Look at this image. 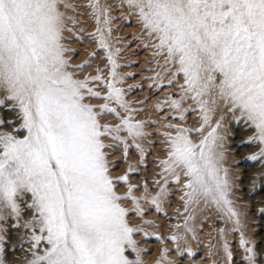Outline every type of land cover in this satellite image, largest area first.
Segmentation results:
<instances>
[{"label":"snow or ice","instance_id":"obj_1","mask_svg":"<svg viewBox=\"0 0 264 264\" xmlns=\"http://www.w3.org/2000/svg\"><path fill=\"white\" fill-rule=\"evenodd\" d=\"M80 8L90 10L95 21V30L88 35L105 54L107 78L100 68L96 75L84 74L95 52L76 64L66 55L72 49L63 43V33L74 31L69 23H78L69 12ZM117 9L137 17L153 41L154 55L163 57V71L144 77L153 81L149 88L178 89L157 99L153 107L160 113L170 108L166 120L183 121L185 113L198 111L199 127L165 123L164 131L151 133L146 126L158 120L133 118V112L148 109L132 108L125 90L117 87L124 82L117 71L122 67L117 62L122 49L115 46L120 40L114 43L112 37V12ZM180 77L182 82L177 83ZM96 85L107 91H98ZM0 92V103L12 101L19 119L12 132L0 131V264H4V222L9 218L15 227L25 229L30 245L25 264H145L142 253L147 250L139 247L134 234L156 233L147 230L155 221L144 219L149 209L141 202L163 212L169 182L181 179L184 213L178 218L184 223L174 226L169 237L177 253L181 241L186 243L189 233L194 234L192 222L197 206L203 204L214 206L232 225L218 230L223 264H236L237 248L229 246V231L239 233L240 264H260L257 256L264 253H258L255 242L247 238L241 213L230 198L232 185L223 167L224 137L219 130L224 120L221 109L233 116L239 113L255 129L248 141L258 151L248 158L264 161V0H87L84 4L0 0ZM150 98L137 103L146 104ZM91 99L103 103L86 102ZM106 115L119 122L103 121ZM14 123L0 120V126ZM196 133L201 134L198 142L192 139ZM153 135L166 145L161 149L165 156L156 158L155 194L146 179L142 184L131 182L137 165L128 161L130 148L135 147L138 165L146 167L149 147L155 146L148 139ZM120 145L127 168L113 176L110 165L118 161H110L106 149ZM120 184L127 185L123 193L117 190ZM141 187L143 193L135 195ZM128 200L132 207L122 204ZM131 212L139 224L129 220ZM129 250L134 259L126 254ZM213 254L210 249L209 257ZM156 264L176 262L168 259L163 247Z\"/></svg>","mask_w":264,"mask_h":264},{"label":"rangeland","instance_id":"obj_2","mask_svg":"<svg viewBox=\"0 0 264 264\" xmlns=\"http://www.w3.org/2000/svg\"><path fill=\"white\" fill-rule=\"evenodd\" d=\"M71 2L84 4V3H87V0H71ZM102 2L116 3L117 0H102ZM89 12H90V10H87L84 8L78 9L77 13L69 12V15H76L77 16L78 23L75 25L69 23L68 27L73 28L74 31L73 32L65 31L63 33V36H64L63 43L68 48L72 49V51L68 52L66 55L70 59V61L72 63H74L76 61L75 59H78L81 56H83L84 57L83 60H85L86 58H88L89 53L95 52L96 58L91 61L92 66L88 68V69L94 68V72H92L90 74L96 75V69L97 68H100V69L104 68V69H102L103 70L102 74L106 77L108 75L109 70L107 68H105V65L107 64L106 63L107 61L105 59H103L105 54L102 50H100L96 47L93 38L88 35V33L93 32L95 30V21L91 17V15L88 14ZM81 13H83V14H81ZM112 15L115 17V19L112 22L113 42L115 43V40L119 39L120 43L115 44V46L122 49L121 53L117 57V62L120 65H122V67L118 68L117 71L122 75L124 82H123V84H118L117 87H121L125 90V92H126L125 98L130 103V106L132 108H147L148 109L147 111L133 112L132 113V116H134L133 118H140L141 117L143 119L144 117H146L147 120H149V119L158 120L159 123L148 124L147 125L148 127L146 126L147 131L152 132L154 130V133L164 131L165 129L162 127L163 124H165V123L175 124V123H177L176 121L178 119L166 120L165 117H168L169 115H171V111L166 109V112L164 111V113H160L158 110L156 111V109L153 107L156 100L157 99L163 100L165 95L167 93H169L170 89L172 88V87L171 88L164 87L163 90H159L156 87L149 88V85H151L153 81L144 79V77H151V75L153 76L155 74L154 72H156V69L158 67V66L156 67L157 56L154 55L155 49L153 47H151V44L146 43L147 42L146 39L143 38L144 37L143 35H145V34H142V32H141L142 29H141V26L139 25V23L137 21V18H135L136 16L129 17L125 13L124 9L114 10L112 12ZM80 29H83L84 31H80ZM146 44L148 46H145ZM126 45H129V46L125 47ZM100 55H101L103 60L100 59L101 58ZM102 61H104V62H102ZM123 65H127V66H123ZM145 69H152V71H146ZM153 69H155V70H153ZM127 73H134L135 75L134 76L125 75ZM152 73H154V74H152ZM136 84L141 85V87L134 88L131 90L128 88L129 85H136ZM165 84H166V82H165ZM96 89L98 91H101L102 93L107 91L106 88L102 89V87H99V85H96ZM2 95L3 94L0 93V96H2ZM145 97H151L146 104H138L137 103V101L143 100ZM90 103L99 104V103H103V101L91 99ZM111 106H115V105H111ZM16 112H17V110L14 108L12 101H5L3 103H0V120H5V121L16 120L19 123ZM9 113H11V115H14V117L9 119L8 118V115H10ZM186 116H187V114H186ZM189 116H190V114H189ZM102 119H103V121H112L115 123L119 122V121L115 120V118L111 115H106ZM237 119H240V120L234 121V123L231 127V130L229 132V135L231 136L230 137L231 142H229L230 149L233 151L236 150V151H234V152H236V155L234 156L235 159L232 162L231 169H233L234 171L235 170L238 171L236 173V176H235L234 188L236 191L234 193V197L238 198L237 200L239 203L246 204L248 222H249L248 227L250 229L249 239L255 242L256 250L258 253H264V213L259 211L260 209H264V179H263L264 178V173H263L264 171L261 172V170L264 169V165H263V162L261 163L260 160H255V161L253 160L252 161V159L248 158V157H250L248 154H252V152H254V150L253 151L250 150L253 146L251 145L252 142H249L248 138H247V137H250V135L246 134L250 131V129H249L250 124L246 120L244 121L241 118H237ZM244 123H246V124H244ZM9 125L10 124H4L2 126H9ZM13 134H15V132ZM156 136H157V138H156ZM156 136H155V138L157 140H155V138L153 136H150L148 139L150 141H154L153 143H154L155 147L159 145L158 155H164L165 152L161 151V149H166V145L160 144V142H159L160 136L159 137H158V135H156ZM243 136H244V139H241V137H243ZM108 142H110V141L106 140V143H108ZM237 142H239V143L237 144ZM244 142H245V144H244ZM130 143H131V141H130ZM164 146H165V148H164ZM155 147H149V153L148 154H152V151L155 150ZM246 148L248 149V151H246L247 150ZM106 151L111 153V155L109 156L110 161H118V162L112 163L110 165V167L113 169L111 174L113 176H115V175H119V174L123 173L127 168V164L125 163L123 155H122L123 145H120L119 147H114L111 149H106ZM154 157L156 158L155 155L153 156V158L148 157V159H146V161L144 163L146 165V167H141L137 163L139 161L137 149L135 147H131L130 151L128 153V161L134 165H137L136 172H134L130 176L131 182L142 184L143 181L146 179L149 182V191L150 192L155 191L154 187H153L154 185L150 182L152 180V178H151L152 176H150V175H152V173H153V171H151V169H152L151 165L153 166L154 169H156L158 167V162L155 160ZM154 160H155V162H154ZM155 163H156V165H155ZM256 163H258V164H256ZM120 165H122V166H120ZM256 166H257V168H256ZM247 169H249V173H248ZM258 177H259V179H258ZM248 178H249V180H248ZM182 181H184V179H182ZM174 186L173 185L169 186V188L172 190V192L170 193V196L168 197V203H167L169 205L170 210L168 209V211H166L164 213V215H165L169 212L168 215L162 216L164 211L163 212H157L154 209V207L151 206L150 204H146L147 206H145V208L149 209V210L146 212L144 219L155 221V223L151 226H148L147 229H148V231H150V232L154 231L157 234L151 235V236L150 235L144 236V234L142 232L134 234V239L138 242L139 247H141L143 249H145V248L147 249V251L145 253L144 252L142 253V257H143L145 264H153L154 262L156 263V261H157V259H154V260L150 259V255L156 254L157 252L155 253L152 250L151 246H147L146 240L148 241V239H149L150 240V241H148L149 243L155 244L157 242V238L163 236L162 233H164V229H168L169 231L167 232V234L171 236L173 231L175 230L172 228V226L173 227L176 225L182 226V223L184 222L182 219L178 218V215L175 211L177 207L173 206V204L175 203L173 198L175 196H179V193H180L179 192L180 190L177 189L178 188L177 185H174ZM126 188H127L126 184H120L118 186L117 190L120 193H123L126 191ZM176 189L178 191H176ZM143 191H144V189L141 187L139 191L134 192V193L138 196V195H141L143 193ZM28 198H30V194H29ZM122 204L126 205V201H122ZM179 205H181V203H179ZM128 206L131 207L132 203H129ZM180 208H181V206H180ZM182 209H183V207H182ZM197 215H199V216H197ZM197 215H195L196 216L195 220L196 219L197 220L200 219V220L198 222H197V220L194 221V228H195L194 234L189 233L190 234L189 235V240H190L189 242L187 241L185 243L184 241H181V249L182 250L180 253H177V251H176V243L171 241L168 238L167 234L165 235L167 237L166 240L168 241L167 243H169L168 244L169 246L164 244L163 247L167 246L166 248L168 249V258H170L169 260H174L176 262V264H212L213 260H218V261H220V264H223L224 257H223L222 251H220L221 250L220 249V242H217L215 239L216 237L215 238L213 237V236H216L215 235L216 230L223 228L222 223H220V224L218 223V222H221V220L216 221L215 227L218 229L205 231L206 228H204V227H206L205 225H207V221L210 217V213L202 212V213L197 214ZM206 215H207V217H206ZM25 218H27V217H25ZM128 218L133 224H139L140 223V220L135 217V213H134V216L129 215ZM163 223H164V225H163ZM167 223L170 226L167 225ZM14 225H15V220L12 218H9L8 221L4 222V228L6 229V231L3 233L4 240L2 242L3 243L2 259L4 261V264H25V257L30 255L27 251L28 248L30 247V245H29V243H27V237L24 235L25 229L17 228ZM217 225H219V226H217ZM152 227L154 230H152ZM181 231H182V229H181ZM238 238H239L238 232L237 233L236 232H230V234H228V236H227V239L229 241V246L233 247V248L237 247V251L234 252V259H235L236 264H240V261L242 259V255H243L242 250L238 249V242H239ZM218 243H219V245H218ZM215 244L218 246H216ZM211 245H213V247ZM41 247H43V245ZM189 248L191 249L190 252L188 251ZM210 249H212L214 252V254L211 257H209V250ZM160 251H161V249H160ZM126 254L129 255L130 259L135 258V253L131 252V250H129L128 253H126ZM147 254H149V255H147ZM148 256H149V258H148ZM257 260H258V262H260V264H264V255H258Z\"/></svg>","mask_w":264,"mask_h":264},{"label":"bare ground","instance_id":"obj_3","mask_svg":"<svg viewBox=\"0 0 264 264\" xmlns=\"http://www.w3.org/2000/svg\"><path fill=\"white\" fill-rule=\"evenodd\" d=\"M117 2H118V0H117ZM125 10V13L127 14V9H124ZM128 15V14H127ZM129 16V15H128ZM129 17H131V16H129ZM135 18H137V17H135ZM134 18V19H135ZM141 29H142V27H141ZM141 32H142V34H145L142 30H141ZM144 37L143 38H145L146 39V43H149V44H152L153 43V41H152V39L150 38V37H148L146 34L145 35H143ZM88 39V38H87ZM144 42V41H143ZM100 57H101V55H100ZM83 56H81L80 58H78V59H75L74 61V63L76 64L77 62L78 63H80V62H82L83 61ZM87 59V58H86ZM101 60H103L102 59V57L100 58ZM154 60V59H153ZM80 61V62H79ZM157 61H159L160 63L158 64L157 63ZM102 62H104V61H102ZM107 63V62H106ZM105 64V63H104ZM156 67H157V69H156V72H162L163 71V69L160 67V64H163V57H157L156 58ZM102 69H104V68H102ZM109 70V69H108ZM153 70H155V69H153ZM92 72H94V68H90V69H88V68H85L84 69V74H90V73H92ZM154 72V71H153ZM156 72H154L155 74H156ZM154 73H152V74H154ZM154 74V75H155ZM91 75V74H90ZM153 75V76H154ZM151 77H152V75H151ZM106 78H107V76H106ZM165 82L167 83V76H165ZM182 77H180L179 79H178V81H177V83H179V82H182ZM153 83V82H152ZM151 84V83H150ZM146 85V84H145ZM100 87V86H99ZM156 88H158V87H156ZM103 89V88H102ZM157 90V89H156ZM176 91H178V89L176 88V86L175 85H173L172 86V88L170 89V92H176ZM1 94H3L2 92H0ZM158 94V93H157ZM157 101V100H156ZM88 102V101H87ZM89 102H90V100H89ZM193 102L192 101H188L187 102V104H192ZM154 104V103H153ZM194 106V105H193ZM169 111H171V113H172V110L169 108L168 109ZM157 111V110H156ZM221 111H223V113H224V120H223V127L219 130L220 131V134L224 137V140H223V144H224V161H223V167L224 168H227L228 169V178H229V181H230V183H231V185H232V188H231V199L234 201V206L236 207V209L241 213V223H242V225H243V227H244V231H245V234H246V236H247V238H249V236H250V229H249V227H248V225H249V222H248V215H247V209H246V204H243V203H239L238 202V198H235L234 197V193H235V188H234V186H235V176H236V173L238 172L237 170H233V169H231V165H232V162H233V160L235 159V155H236V152H234V151H236V150H231L230 149V145H229V142H231L230 141V135H229V132H230V130H231V127H232V125H233V123H234V121L235 120H240V119H237V118H240L239 117V113H237L235 116H233V114L232 113H230V112H227V110L226 109H221ZM165 112H166V110H165ZM164 113V112H163ZM10 115H8V118L10 119V118H13L14 117V115H11V113H9ZM155 114V113H154ZM160 114V113H159ZM186 114H187V116H186ZM189 114H190V116H189ZM219 115H220V112H218L217 114H216V116L213 118L214 120L215 119H217V118H219ZM166 116V115H165ZM170 116V115H169ZM134 117V116H133ZM199 117H200V114H199V112L198 111H192V112H187V113H185V118H184V120L183 121H180V120H177L176 122L177 123H183L184 124V126L185 127H199L200 126V119H199ZM6 119V118H5ZM134 119H137V120H145V121H147V118L146 117H144L143 119L140 117V118H134ZM241 119H243L244 121H245V119L244 118H241ZM19 120V119H18ZM175 121V120H174ZM236 123V122H235ZM244 124H246V123H244ZM243 124V125H244ZM248 125V124H247ZM19 126V123L17 122V123H14V124H10L9 126H0V131H6V132H12L13 131V129H15V128H17ZM148 127V126H147ZM249 129H250V131L248 132V133H246V134H249L250 136H253L254 135V132H255V129L251 126V125H249ZM247 130V129H246ZM245 130V131H246ZM146 131H147V128H146ZM244 131V132H245ZM151 133H154V130L151 132ZM156 133V132H155ZM239 133V132H238ZM15 134H17V133H15ZM24 133L23 132H21V133H19V135H23ZM241 134V133H240ZM238 135V134H237ZM155 136L156 135H153V137L155 138ZM241 136V135H240ZM246 136V135H245ZM159 137V136H158ZM156 138H157V136H156ZM155 138V140H157ZM201 138V134H199V133H196V134H193L192 135V139L194 140V141H196V142H198L199 141V139ZM248 138V137H247ZM246 138V139H247ZM162 139V137H160L159 138V140H161ZM236 139V138H235ZM241 139H244V136L243 137H241ZM240 139V140H241ZM245 139V140H246ZM238 141V140H237ZM152 142H154V141H152ZM156 143V142H155ZM239 142H237V144H238ZM161 144V143H160ZM244 144H245V142H244ZM251 145L253 146L250 150H254V152H256V151H258V147H257V145L255 144V143H251ZM148 145L146 144V147H147ZM233 146V145H232ZM247 146V145H246ZM155 147V146H154ZM241 147V146H240ZM249 147V146H248ZM158 148H159V145L158 146H156L155 147V150L154 151H152V154H147V156H146V158H145V161H146V159H148V157L149 158H153V156L155 155L156 156V158L157 157H160V158H163L164 156H165V153H164V155H158ZM163 148V147H162ZM164 148H165V146H164ZM243 149V148H242ZM247 149V148H246ZM246 151H248V149L246 150ZM245 153V152H244ZM243 153V154H244ZM253 153V152H252ZM137 154H138V151H137ZM241 154V153H240ZM238 155V154H237ZM242 155V154H241ZM249 156L251 155V154H248ZM247 157V156H246ZM138 158L140 159V157H139V155H138ZM155 158V157H154ZM155 158V160L157 161V159ZM153 160V159H152ZM155 160H154V162H155ZM145 161H144V163H145ZM253 161V160H252ZM260 162V161H259ZM263 162V165H264V161H261V163ZM147 163V162H146ZM149 163V162H148ZM124 164V163H123ZM256 164H258V163H256ZM155 165H156V163H155ZM120 166H122V165H120ZM122 168V167H121ZM151 171H153V173L154 172H157V171H159V167H157L156 169H154L153 168V166L151 165ZM251 168V167H250ZM255 168V167H254ZM256 168H257V166H256ZM253 169V168H252ZM248 170V173H249V169H247ZM254 171V170H253ZM262 171H264V169H262L261 170V172ZM260 172V171H259ZM152 173V175H150V176H152L151 178H152V180L150 181L151 183H152V181L153 180H155V179H159V177H157V176H155V173L153 174ZM254 173V172H253ZM264 173V172H263ZM256 176V175H255ZM258 179H259V177H258ZM264 179V178H263ZM248 180H249V178H248ZM247 180V181H248ZM183 183H184V181H182V179H181V181L179 182V183H176V182H174V181H170L169 182V184H168V195H167V197H166V201H165V204H164V212H163V215L162 216H165V215H168L169 214V212L167 213V214H165L164 215V213L166 212V211H168V209H169V205L167 204L168 203V197L170 196V193L172 192V190L169 188V186H171V185H177V189H179L180 191V193H179V196H175L174 198H173V200L175 201V203L173 204V206H175V207H177L176 208V213H177V215H178V217L179 216H181V215H183V213H184V207H183V202H182V200L180 199V197L181 196H183V194H184V191H185V189L182 187V185H183ZM154 187V190L155 191H158L159 189H158V187L157 186H153ZM175 187V186H174ZM173 189V188H172ZM176 189V191H178ZM155 191L154 192H151L152 194H155ZM178 193V192H177ZM135 194V193H134ZM136 195V194H135ZM177 195V194H176ZM139 196V195H138ZM171 200V199H170ZM172 200V201H173ZM248 200V199H247ZM252 200V199H251ZM129 203H132L130 200H128V201H126V205H124V206H126V207H130V206H128V204ZM142 203V205L145 207V206H147L146 204H148V203H146V202H141ZM173 203V202H172ZM179 203H181V205H179ZM171 206V205H170ZM180 206H181V208H180ZM132 207V206H131ZM149 207V206H148ZM182 207H183V209H182ZM155 209V208H154ZM172 209V208H171ZM170 210V209H169ZM174 210V209H173ZM177 210H179V211H177ZM202 212H208V213H210V217H209V219H208V221H207V225H205L206 227H204V228H206V230L205 231H210V230H213V229H218V228H216L215 227V224H216V221L217 220H221V222H218L219 224L220 223H222V225H223V228H225V227H227V228H231L232 227V225L230 224V223H226L225 222V220H224V218L222 217V215L220 214V212L214 207V206H204L203 204H201V205H199V206H197V211H196V213H195V215H197V214H200V213H202ZM173 213V212H172ZM175 213V212H174ZM129 215H132V216H134V213L133 212H131ZM158 215V214H157ZM174 216V215H173ZM176 216V215H175ZM197 216H199V215H197ZM157 217V216H156ZM160 217V216H159ZM196 217V216H195ZM206 217H207V215H206ZM132 218V217H131ZM172 218V217H171ZM198 218V217H197ZM178 219V218H177ZM197 220V219H196ZM196 220H194V221H196ZM200 220V219H199ZM199 220H197V222L199 221ZM194 221L192 222L193 223V225H194ZM183 222V221H182ZM184 223V222H183ZM183 223H182V225H183ZM201 223V222H200ZM171 224V223H170ZM175 224V223H174ZM161 225V224H160ZM163 225H164V223H163ZM167 225H169L168 223H167ZM197 225V224H196ZM170 226V225H169ZM198 226V225H197ZM217 226H219V225H217ZM148 227V226H147ZM156 228V227H155ZM172 228L174 229V227L172 226ZM151 229V228H150ZM164 229V228H163ZM148 230V229H147ZM152 230H154L153 229V227H152ZM156 230V229H155ZM171 230V229H170ZM157 231V230H156ZM169 230L168 229H164V233H162L163 234V236L162 237H159L158 235V237L159 238H157V242L155 243V244H151V243H149L148 241H150L149 239H148V241L146 240V244H147V246H151V248H152V250L156 253V254H152V255H150V259L151 260H154V259H157V260H159L160 259V255H161V251H160V249H162L163 248V245L164 244H166L167 246H169L168 244L169 243H167L168 241L166 240V234H167V232H168ZM154 232V231H153ZM230 232H232V231H229L228 233H227V236H228V234H230ZM209 233V232H208ZM215 235L216 236H213L215 239H216V241L217 242H220V240H219V236H218V230H216L215 231ZM237 233V232H236ZM157 234V233H156ZM168 235V234H167ZM190 235V234H189ZM189 235H188V238H187V241L189 242L190 240H189ZM237 235V234H236ZM145 236V235H144ZM151 236V235H150ZM161 236V235H160ZM192 236V235H191ZM238 236H239V233H238ZM170 237V235H168V238ZM145 238V237H144ZM143 238V239H144ZM161 238H163V244L161 243ZM213 239V238H212ZM144 240V241H145ZM238 240H239V238H238ZM212 241V240H211ZM237 241V240H236ZM166 242V243H165ZM153 243V242H152ZM213 243V242H212ZM217 244V243H216ZM215 244V245H216ZM218 245H219V243H218ZM218 245H216V246H218ZM166 246V247H167ZM212 247H213V245H211ZM210 246V247H211ZM205 247V246H204ZM150 248V249H151ZM237 248V247H236ZM146 249V248H145ZM216 249V248H215ZM147 250V249H146ZM217 250V249H216ZM220 250V249H219ZM221 251V250H220ZM146 252V251H145ZM144 252V253H145ZM152 252V251H151ZM150 254V253H149ZM149 254H147V255H149ZM236 255V254H235ZM242 255V254H241ZM243 256V255H242ZM186 257V256H185ZM148 258H149V256H148ZM168 259H170V258H168ZM149 260V259H148ZM153 264H156L155 262L153 263Z\"/></svg>","mask_w":264,"mask_h":264}]
</instances>
